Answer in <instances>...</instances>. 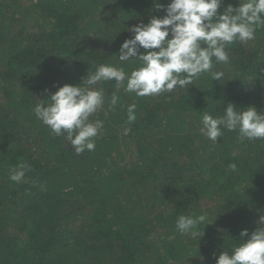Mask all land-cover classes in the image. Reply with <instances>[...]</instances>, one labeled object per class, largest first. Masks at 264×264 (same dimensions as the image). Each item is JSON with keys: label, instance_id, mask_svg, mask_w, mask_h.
Returning <instances> with one entry per match:
<instances>
[{"label": "trees", "instance_id": "16d2710c", "mask_svg": "<svg viewBox=\"0 0 264 264\" xmlns=\"http://www.w3.org/2000/svg\"><path fill=\"white\" fill-rule=\"evenodd\" d=\"M168 2L0 0V264H215L246 239L242 229L258 226L264 139L224 129L214 143L200 129L204 113L223 115L229 102L264 111V27L228 45V63L214 60L220 81L205 72L187 89L145 97L103 82L104 105L90 119L104 127L92 151L77 155L66 133L34 115L38 99L101 64L138 67L118 59L127 29L162 17L156 6ZM113 93L120 99L110 107ZM21 162L30 171L16 183L9 172ZM202 211L203 236L176 230L180 215Z\"/></svg>", "mask_w": 264, "mask_h": 264}, {"label": "clouds", "instance_id": "9594fccd", "mask_svg": "<svg viewBox=\"0 0 264 264\" xmlns=\"http://www.w3.org/2000/svg\"><path fill=\"white\" fill-rule=\"evenodd\" d=\"M156 7L163 8L165 15L130 26L127 30L133 35L119 48L118 59L138 61V67L129 73L124 67L101 64L94 72L87 71L79 83H65L46 96L47 100L38 99L35 104L36 118L55 135L66 133L77 155L95 149V138L104 127L103 121L90 119L104 105L103 82L114 80L117 91L123 88L145 97L170 93L177 87L187 89L194 78L205 72L211 80L220 81L224 73L213 70L214 60L228 63L227 46L237 40L254 39L257 29L264 27V0H238L235 7L224 6L222 0H169L166 6ZM140 48L145 51L140 52ZM119 99L113 93L110 107H115ZM135 109V104L127 107L129 124L136 120ZM202 125L200 132L214 143L224 135V129L238 131L242 140L264 139V111L254 106L236 107L229 102L223 115L204 113ZM130 130L126 128L125 133ZM229 169L236 171V164H229ZM27 171L30 165L21 162L10 169L9 179L24 182ZM206 221L207 212L202 211L180 215L175 226L179 233L190 234L197 240L203 236L200 225L210 224ZM257 224L250 234L242 229L240 236L246 239L239 240L230 250H222L215 264H264V216Z\"/></svg>", "mask_w": 264, "mask_h": 264}, {"label": "rangeland", "instance_id": "374dc122", "mask_svg": "<svg viewBox=\"0 0 264 264\" xmlns=\"http://www.w3.org/2000/svg\"><path fill=\"white\" fill-rule=\"evenodd\" d=\"M26 0H23V2H25Z\"/></svg>", "mask_w": 264, "mask_h": 264}]
</instances>
